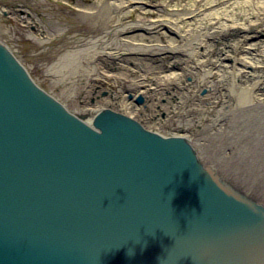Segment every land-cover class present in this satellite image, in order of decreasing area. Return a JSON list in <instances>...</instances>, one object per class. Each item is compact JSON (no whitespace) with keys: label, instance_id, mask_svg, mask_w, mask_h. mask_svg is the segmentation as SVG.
I'll return each instance as SVG.
<instances>
[{"label":"water","instance_id":"obj_1","mask_svg":"<svg viewBox=\"0 0 264 264\" xmlns=\"http://www.w3.org/2000/svg\"><path fill=\"white\" fill-rule=\"evenodd\" d=\"M0 264H264V206L181 138L85 123L0 44Z\"/></svg>","mask_w":264,"mask_h":264},{"label":"bare ground","instance_id":"obj_2","mask_svg":"<svg viewBox=\"0 0 264 264\" xmlns=\"http://www.w3.org/2000/svg\"><path fill=\"white\" fill-rule=\"evenodd\" d=\"M80 2L93 4L75 9L84 24L75 27V40L66 42L68 48L89 49L79 73L68 71L74 73L70 96L64 101L32 81L85 123L107 110L152 134L181 138L220 182L264 206V0ZM1 11L6 19L18 17ZM185 25L178 46L171 33ZM4 29L0 44L20 61L4 40ZM113 36L116 41L109 40ZM39 37L50 39L41 31ZM64 44L57 42L48 58L66 51ZM40 48L35 53L42 61ZM51 76L58 78L55 86L61 83L58 74ZM112 80L122 87L108 91L101 85ZM79 84L81 102L70 108Z\"/></svg>","mask_w":264,"mask_h":264},{"label":"rangeland","instance_id":"obj_3","mask_svg":"<svg viewBox=\"0 0 264 264\" xmlns=\"http://www.w3.org/2000/svg\"><path fill=\"white\" fill-rule=\"evenodd\" d=\"M80 1L82 0H0V11L5 10L10 13L13 11L16 15H18L16 19L9 18L10 16H8L9 19H6L5 15H3V11H1L0 30L3 27L6 28L4 31L7 30L5 32L4 40L13 50H15L20 62L24 64L27 69H29L28 71L31 77L37 79L45 90L53 92V94L61 97L64 101L68 99H66L65 96H70L68 93L73 88V84L71 85V82L73 81L74 75L72 74L74 73L72 72L71 74L68 71H73L72 68H74L76 74L79 73L80 69L78 67L80 66L78 63L81 64L82 61L85 60V54L89 49L87 46L68 48L69 44L66 42V40H75L73 39L75 27H80L84 24V20L79 19L75 15V9L79 6L91 7L93 4H82ZM141 1L146 2L148 0ZM169 1L170 0H164L162 4L165 5ZM150 2L155 4L152 1ZM61 3H66L67 5L65 6ZM156 3L158 4L159 2L157 1ZM182 5L185 4L182 3ZM178 7L175 6L174 8H170L176 9ZM241 17H243L242 14ZM125 23H128V21L123 22L124 25ZM226 23L232 24L230 21H227ZM35 24H37L38 27H36ZM186 28L188 27L185 25V27L171 33V36H174L173 39L177 41L176 45H182L179 41L181 39L180 35L186 34L183 33ZM40 31L43 32V35L48 36L50 39H41L39 37ZM259 36H263V32L259 33ZM109 38V40L114 41L117 39L116 36ZM38 39L41 40V42H37ZM61 40L65 41L64 47L66 51H63L62 53L61 51L57 53L54 52V56L57 55V57L55 56V59L52 61L48 58V55L55 50V44ZM37 45L38 47H42L39 50H43L41 55L44 59L42 61H39L36 57L35 50H37ZM257 46L260 47V45ZM156 62L157 60H154L153 58L152 63ZM67 64L69 65L66 67ZM139 65H141V63H139ZM49 73L54 75L58 74L59 79H61V83L55 86L56 84L54 85L53 81L54 78L57 77H48ZM76 82L80 83V80H76ZM106 82H102L101 85L104 89H108V91H113L114 89L117 90L119 86L122 87L119 83L114 82V80ZM123 85L124 87L127 86L126 84ZM77 87L78 88L73 91L72 101L68 102L70 108L78 106L81 102L80 96L83 94L84 86L79 84ZM138 96L139 95H136L135 99ZM167 130L168 128L163 129V131Z\"/></svg>","mask_w":264,"mask_h":264},{"label":"clouds","instance_id":"obj_4","mask_svg":"<svg viewBox=\"0 0 264 264\" xmlns=\"http://www.w3.org/2000/svg\"><path fill=\"white\" fill-rule=\"evenodd\" d=\"M134 253L132 252L131 254H129V255H133Z\"/></svg>","mask_w":264,"mask_h":264}]
</instances>
